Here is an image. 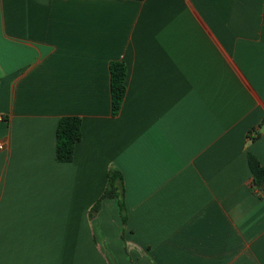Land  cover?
<instances>
[{"label":"crops","instance_id":"crops-1","mask_svg":"<svg viewBox=\"0 0 264 264\" xmlns=\"http://www.w3.org/2000/svg\"><path fill=\"white\" fill-rule=\"evenodd\" d=\"M0 141V264H264V0H0Z\"/></svg>","mask_w":264,"mask_h":264},{"label":"trees","instance_id":"trees-1","mask_svg":"<svg viewBox=\"0 0 264 264\" xmlns=\"http://www.w3.org/2000/svg\"><path fill=\"white\" fill-rule=\"evenodd\" d=\"M111 95L113 115H118L122 109L126 92V80L128 69L124 62H114L110 66ZM56 160L60 163H70L74 159L76 145L82 139V119L75 116H66L60 119L57 133ZM248 163L253 176L254 186L264 193V166L258 157L252 153L248 155ZM122 177L116 170H111L108 175V186L105 193L90 211L93 218L100 210L101 203L105 199H120V208L125 210L122 200ZM125 220V218H124Z\"/></svg>","mask_w":264,"mask_h":264},{"label":"built area","instance_id":"built-area-1","mask_svg":"<svg viewBox=\"0 0 264 264\" xmlns=\"http://www.w3.org/2000/svg\"><path fill=\"white\" fill-rule=\"evenodd\" d=\"M4 150V143L2 141H0V151Z\"/></svg>","mask_w":264,"mask_h":264}]
</instances>
